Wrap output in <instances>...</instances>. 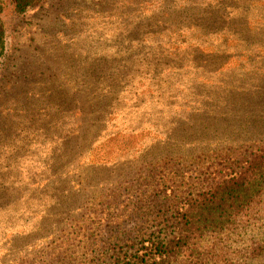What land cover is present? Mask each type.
<instances>
[{
  "label": "rangeland",
  "instance_id": "1",
  "mask_svg": "<svg viewBox=\"0 0 264 264\" xmlns=\"http://www.w3.org/2000/svg\"><path fill=\"white\" fill-rule=\"evenodd\" d=\"M1 17L0 264L144 236L212 163L264 146V0H41ZM212 242L214 264H264V194Z\"/></svg>",
  "mask_w": 264,
  "mask_h": 264
},
{
  "label": "trees",
  "instance_id": "2",
  "mask_svg": "<svg viewBox=\"0 0 264 264\" xmlns=\"http://www.w3.org/2000/svg\"><path fill=\"white\" fill-rule=\"evenodd\" d=\"M40 1L0 0V59L6 42L2 13L10 8L22 14ZM261 194L264 146L212 163L199 187L174 196L164 226L144 236L116 235L96 241L90 240L94 235L90 233L81 256L62 264H214L217 245L209 239L229 229Z\"/></svg>",
  "mask_w": 264,
  "mask_h": 264
}]
</instances>
